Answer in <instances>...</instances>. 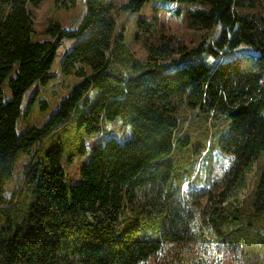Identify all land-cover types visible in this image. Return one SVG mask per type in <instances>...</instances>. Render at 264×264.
I'll return each instance as SVG.
<instances>
[{"label":"trees","instance_id":"obj_1","mask_svg":"<svg viewBox=\"0 0 264 264\" xmlns=\"http://www.w3.org/2000/svg\"><path fill=\"white\" fill-rule=\"evenodd\" d=\"M83 1L76 30L53 23L51 39L34 42L29 3L39 1L0 0V264H142L164 250L185 264L203 244L241 245L245 264H264V0H158L191 3V29L224 25L213 43L168 62L167 45L139 61L117 27L115 16L151 0ZM66 40L75 43L60 72L82 80L46 123L19 133L25 94L53 77ZM241 45L254 52L233 55ZM203 52L214 64L179 66ZM92 89L94 105H80ZM118 118L132 136L98 145L71 184L64 161L85 155L84 137ZM216 151L231 157L219 180ZM25 154V198H9Z\"/></svg>","mask_w":264,"mask_h":264},{"label":"rangeland","instance_id":"obj_2","mask_svg":"<svg viewBox=\"0 0 264 264\" xmlns=\"http://www.w3.org/2000/svg\"><path fill=\"white\" fill-rule=\"evenodd\" d=\"M37 5L29 3V11L33 21L32 40L42 42L50 40L48 29L53 23H59L62 28L76 30L84 15L85 4L83 0H77L76 7L69 9L64 5L56 4L57 0H37ZM69 5V0H65ZM113 6L119 8L127 0H107ZM192 8L191 3H168L158 0L147 2L143 8L135 13L121 12L115 16L117 27L124 25L126 47L139 60L145 62L149 57V48H160L167 45L170 55L163 57L164 62L170 59H177L185 53L192 52L200 44L208 46L219 38L223 24L215 25L212 29H191L188 24L187 13ZM180 9V11H179ZM146 22V23H143ZM124 23V24H123ZM75 41L66 40L58 48V57L53 65L50 74L53 77L47 81H37L25 94L22 110L23 114L18 122V132L22 133L33 127H41L48 121L51 115L59 107L62 100L69 94L73 85L82 79L75 75L64 76L60 72V61L65 52L72 47ZM244 52H254L252 47L247 45L239 46L233 55H240ZM216 58L207 52L196 55H189L180 62V67L190 64L206 63L211 66ZM4 98H11L10 90L4 87ZM99 91L92 89L80 103L87 102V107L91 108L97 100ZM63 135V134H62ZM132 136V127L124 123L121 118L109 122L105 130L100 133L85 136V155L77 154L73 164L66 166L67 180L77 185L82 182L80 176L81 167L90 161L94 149L98 145H103L105 141L114 137L118 142L123 143ZM29 155H23L18 161L13 178L6 188V196L11 198L13 191H19L18 198L23 199L26 195V186L23 182V165L29 160ZM231 157L224 155L220 151L213 154V179L219 180L223 177L229 167ZM203 172V171H202ZM205 174V172H204ZM203 174V175H204ZM185 198L189 201L190 192L194 188L186 186ZM207 199L201 201L202 207L206 206ZM172 255L170 250L153 256L142 264H171ZM185 264H245L243 259V248L241 245H218L203 244L196 252L194 258L184 262Z\"/></svg>","mask_w":264,"mask_h":264}]
</instances>
